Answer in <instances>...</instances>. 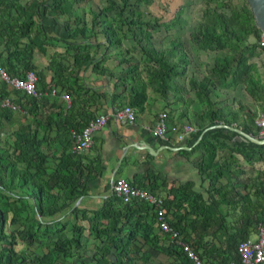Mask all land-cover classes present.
I'll list each match as a JSON object with an SVG mask.
<instances>
[{"label": "trees", "instance_id": "1", "mask_svg": "<svg viewBox=\"0 0 264 264\" xmlns=\"http://www.w3.org/2000/svg\"><path fill=\"white\" fill-rule=\"evenodd\" d=\"M120 1L122 2L121 6L114 0H108V4L98 12L91 10L92 26L95 27L99 24L100 17H108V13L114 11L116 16L122 19L119 26H114L108 22L100 23L106 50L121 45L125 38L124 25L133 29V38L143 54L149 61L156 64L155 70L150 68L148 63L146 64L149 74L146 84L155 92L165 94L168 91V80L182 76L186 72L188 59L186 52L183 51L182 43L175 42L171 38L167 40L172 45V50L167 52L172 55H176V52L181 54L178 61L172 65L163 58L164 54L167 53L166 51H162L157 59H153L148 41L142 32L143 30L154 31L158 27L160 28L161 24L144 21L139 8L140 3L148 4L150 0H134L133 3L130 2L131 0ZM203 1L206 6L203 10L204 20L196 25L194 31L195 37L198 38L202 46L212 51L236 49L245 44L250 36H253L258 42V44H253L250 47L249 53L241 50L235 57L225 55L218 58L211 69L212 75L219 82L227 80V83H223L222 86L233 85V80L239 76L250 97L257 101H263L264 105V78L262 79L257 73L253 77L249 73V65L247 64L249 59L258 55L256 51L259 49L258 45L262 36L261 31L256 26L247 0H242L240 6L234 5L235 0ZM86 2L87 0H33L23 4L21 0H0V45H3L6 53L5 64L7 68L1 62V53L0 67L6 70L5 72L9 77H22L27 70L35 72L36 67L31 61L34 46L42 47L45 41L49 40L47 36L44 39L40 38L44 30L41 23L44 16L67 17L64 25L69 37L74 39L84 35L85 30L80 26V19L75 17V14L76 10L84 6ZM225 10H229L230 13L228 14ZM180 13L171 22V25L180 21ZM24 38H28L29 43H22ZM54 40L63 42V40L56 38ZM69 45H73L74 50L72 68L58 62L55 57L52 58L49 67L52 68L54 76L50 84L45 83L42 74L35 72L38 77L40 92L50 95L52 88L60 89L58 95L65 92L69 99L66 114L59 116V122L65 128L68 142L64 152L61 153L57 166L55 168L46 166L47 156L42 152L44 142L40 139L39 132L35 130L32 132L25 128L19 129L15 132L12 148L9 151L0 148V242H2L0 264H27L24 254L16 252L14 248L16 245L15 234L22 240L44 236L53 242L58 253L67 251L66 248L70 249L72 241L63 239L67 226L62 225L60 221L44 224L35 221V219L29 220V215L26 216V220L21 219V215L28 214V206L25 200L26 198L35 200L36 211L39 216L55 215L64 211L69 202L78 197L87 196L89 191L87 181L95 180L98 172V166L94 163L83 164L79 155L72 157L67 153L69 145L75 141L73 133L80 134L89 121L95 118L92 112L85 109L87 100L82 93L83 89L78 86L77 80L78 71L84 63L90 60V55L88 52L82 51L83 46L81 44ZM107 59L108 56L102 54L100 60L95 63L94 69L98 66L102 67ZM120 63L128 64L121 76L118 77L120 79H126L128 73L136 70V66L129 65L126 60H121ZM180 64H182V68L175 71V68ZM106 72L107 70L103 67L99 70V73L102 74H106ZM230 76L231 79H229ZM139 85L140 82L137 81L135 83L136 89H139ZM213 85L212 82L209 86ZM190 86L195 90V95L205 102L206 110L199 118V128L183 144L193 147V149L190 151L180 150L177 155L187 158L198 155L197 159H193L192 165L197 169L201 178L204 176L209 180L206 188L207 199L200 192L195 191L194 183L189 181L168 190L167 197L164 199V207L167 214H171L175 219V222H170L171 226L184 237L185 242L195 249L205 264H241L238 254L239 243L247 241L253 234L254 228H258L261 223H264V180L255 178L248 186L239 182H232L233 173L230 165L223 161L222 163L217 162L216 144L220 140L232 142L231 150L240 154L248 163L264 161V145L249 142L227 127H210L217 125L236 126L249 135L257 137L260 130L256 126L255 120L258 115L254 118L249 110L242 106L238 109H231L226 106L216 108L210 98L209 86L206 83L191 80ZM23 98L27 103L26 105L30 106L32 115L38 116L37 111L45 98L43 96L40 99L31 96H23ZM129 103L131 106L143 108L142 101L136 98H133ZM205 129L207 130L201 141L196 144ZM219 178H225L226 183L218 184ZM146 181H148L147 185L145 184ZM165 182L161 174H155L148 170L144 176L135 175L134 181L131 183L138 184L141 188L154 193L157 189L165 186L163 185ZM56 188L57 194L50 192L51 190L55 191ZM240 189L254 190V201L251 200L249 194H244ZM104 202L102 208L92 212L93 217L91 219L87 216L86 211H82L84 219L96 223L90 231L102 242V246L98 248L94 256L95 264H133L135 254L137 255L142 251V248L137 244L138 238L143 239L144 244L148 247L173 258L176 262L193 264L178 247L174 244L168 245L164 237L155 232L154 222L148 219V208L144 203L133 201L123 205L121 199L114 193L107 197ZM14 204L16 205L13 206ZM222 205L237 209V223L232 233L220 210ZM9 208L16 210V218L11 219L12 223H26L22 230L11 234L5 232ZM79 211L78 208H74L71 212L78 213ZM180 211L184 213L180 215ZM191 216L194 218L189 219ZM103 219L109 220V224L104 230L99 228ZM194 223L197 224L194 225ZM52 225H55V228L50 230ZM76 229L78 239L73 246H80V238L84 228L79 226ZM225 236L229 237L231 247L222 248L216 244V240L222 243ZM205 237H209L210 240L205 241ZM61 242L66 248H63ZM110 254L115 257L113 260L107 258Z\"/></svg>", "mask_w": 264, "mask_h": 264}, {"label": "crops", "instance_id": "2", "mask_svg": "<svg viewBox=\"0 0 264 264\" xmlns=\"http://www.w3.org/2000/svg\"><path fill=\"white\" fill-rule=\"evenodd\" d=\"M65 21V17L48 16H44L41 20L44 30L43 33L41 32L40 38L44 39V37L47 36L49 40H46L42 47L34 46L31 61L36 67L35 72L44 76L46 84H50L54 76L52 68L49 67V62L52 58L55 57L58 62H61L69 68L73 67V56L72 59L69 56V53H71L73 49L69 48V44L71 43L68 44L66 42L55 41L54 38L63 40L67 36L68 41L76 42L80 45L76 41L77 37H75V39L69 37L65 30ZM31 36L33 37V34ZM21 42L29 43V39L24 38ZM103 43H105V38ZM0 53L2 54L1 62L4 67L7 68L5 64L6 53L4 52L3 45H0ZM99 60L100 59L95 60V62H92V60L87 61L77 73L78 86L83 89L82 93L87 100L85 109L92 112L94 117L98 114L107 112L112 107L119 106L123 96L126 95L124 92L121 93L114 90L115 80L111 79L112 77L109 76L108 72L112 70V68L106 64L110 60L109 58L103 63V68L107 70L106 74L99 72L95 73L92 68ZM38 89L40 88L38 87ZM59 90L60 89H57L55 94L44 95L45 100L41 103L37 111L39 113L38 116L34 117L32 115L30 106L26 105L27 103L25 99H23V102L21 101L22 103L17 104V106L14 103L12 104L15 106H13L15 109H18V113L23 116L24 121H16L19 114H14L13 117L10 118V121L14 120L12 123L14 127L13 133L10 139H8L12 142L10 145L14 143L15 132L21 129L20 126L32 132L34 130L38 131L40 139L44 142L42 145V152L47 156L46 166L49 168H55L57 166L60 161L61 153L64 152L68 142L65 128L62 127V123L59 122V116L60 114H66L69 106V99L68 97L67 99L63 97L66 95L65 92L58 95ZM0 94H9L10 96L19 95L23 97L19 92L11 91L5 82L2 81H0ZM143 106L142 109L133 106L137 110V120L135 123L125 125L110 121L95 135L92 147L84 153L79 154L83 164L88 165L94 163L98 166L95 180L87 181V186L89 188L87 196L78 197L69 202L67 208L60 213L44 217L38 215L35 200L33 198H26L25 201L28 206V214L24 213L21 215L22 220H26V216L29 215V220L35 219V221L44 224H53L60 221L62 225L67 226L63 239L72 241V247L70 249L66 248L61 242V245L63 248H66L67 251L58 253L53 242L47 240L44 236H39L37 238L32 237L31 239L25 238L22 240L15 234L16 245L14 248L16 252L24 254L27 259V264H95L94 256L98 248L102 246V242L91 234L90 231L96 223H91L88 219H84L82 217V211H86L87 216L91 219L93 217L92 212L104 206L105 199L111 195V182L114 178L121 177L132 182L134 181L135 175L144 176L146 171L151 170L155 174H161L164 177L166 182L163 185L165 186L161 188L167 187L170 189L178 184H184L189 181L194 183V189L200 187V184H202L201 177L198 175L197 169L192 165L193 159L190 158L191 156L187 158L177 155L178 152L166 149L161 150L162 146L166 144L156 141L152 138L151 134H149L148 129L153 126L159 112H156L153 107L151 108L147 102L143 104ZM76 119H78V116H76ZM2 122L1 120V123ZM183 124L188 123L175 125L172 118L169 120L170 128H178ZM2 133L3 132H0V136ZM0 141H3V139L0 138ZM138 142H144V145L146 144L151 147L157 154H150L148 150L144 149V145L140 148L132 146V144H138ZM225 142H227V144H233L229 141ZM74 143L75 141L69 145L67 150V153L70 155ZM239 158L243 160L240 154ZM44 178L47 179L45 176ZM147 183L148 181H146L145 184L147 185ZM161 188L154 191V194L159 196L164 194L165 189ZM50 192L57 194L58 190L56 188L55 191L51 190ZM15 205L16 204L13 206ZM74 208H78L80 211L78 213H72L71 211ZM15 212L16 210L8 209V218L5 223V232L7 234L16 233V231L22 230L26 225V223L23 222V224L11 222L12 218H16ZM179 213L181 215L184 212L180 211ZM168 215L169 221L172 223L175 222L173 216L171 214ZM192 218L194 217L191 216L189 219ZM101 223L102 225H100L99 228L104 230L107 228L109 220L103 219ZM196 224L197 223H194V225ZM79 226L84 228V232L80 238L81 247L77 245L73 246L78 239L76 228ZM53 228H55V225H52L49 229L52 230ZM155 232L158 233L156 230ZM250 238H252V235ZM1 243L2 242H0V250L2 248ZM85 243H87V246ZM67 244L69 243L67 242ZM137 244L142 248V251L137 255L135 254V258L140 255L145 257L144 260L149 258L148 261L152 260L153 257L173 259L148 247L141 238L137 239ZM107 258L113 260L115 257L110 254Z\"/></svg>", "mask_w": 264, "mask_h": 264}, {"label": "rangeland", "instance_id": "3", "mask_svg": "<svg viewBox=\"0 0 264 264\" xmlns=\"http://www.w3.org/2000/svg\"><path fill=\"white\" fill-rule=\"evenodd\" d=\"M27 1L33 0H21L24 4ZM40 1V0H35ZM119 6L122 5L120 0H114ZM130 2H134L131 0ZM108 4V0H87L84 6H81L76 10L75 17L80 19V26L85 30V34L77 37V42L83 46V52H88L90 55V60L95 62L101 58L102 54H105L110 59L106 64L112 70L108 71L109 76L112 80H115L114 90L117 92H124L126 95L120 101V105H131L129 102L136 98L142 101V104L150 105L154 108L156 112L169 110L170 120L174 121L175 125L180 123H188L193 126L196 130L199 128V118L201 114L206 110L205 102L195 95V90L190 86V81L194 80L196 82H204L208 86L210 83H214L213 86H209L210 98L212 99L215 107L226 106L231 109H238L243 107L248 109L249 112L254 116V118L262 113L264 105L263 101H257L250 97L246 92L245 85L243 84L241 78L237 76L233 80V85L222 86L226 81H217L211 73V69L215 64L216 60L225 55L235 57L244 50L246 53L250 52V47L254 44H258L257 40L250 36L245 44L240 45L239 48H230L222 51H212L202 46L197 37H195V27L198 23L204 20L203 10L206 7L203 0H150L148 4H139V8L142 12V19L144 21H151L152 23L158 22L161 27L154 31L143 30V35L148 41L150 54L153 59H157L158 55L162 51L172 50V45L167 41L169 38L173 39L175 42L182 43L183 51L186 52L188 63L186 65V72L182 76L173 77L168 80V91L165 94H160L155 92L147 83L148 71L146 69V64L149 67L156 69V64L143 54L141 48L133 38V29L128 28L127 25L123 26V31L125 33V38L122 40L121 45L114 46L108 51L106 50L104 41V36L101 33V24L108 22L114 26H119L122 23V19L116 16L114 11L108 13V17H100L99 24L95 27L92 26V13L91 10L98 12L101 8ZM242 0H235L234 5L240 6ZM228 14L229 10H225ZM180 13V21L175 25H171V22ZM128 15V13H127ZM67 18V17H65ZM71 22V21H69ZM135 27V26H134ZM71 44H77L76 42L66 41ZM75 39V38H74ZM73 45H69L72 48ZM259 46L257 49L256 57L248 60L249 73L255 77V74H259L263 79L264 76V49ZM182 51V52H183ZM74 50H71L69 56L72 59ZM183 52V53H185ZM176 55H172L169 52L165 53L163 58L170 65L178 61L179 52ZM121 60L128 61L129 65L136 66V70L128 73L126 79H120L121 73L127 68L126 63H120ZM70 61V60H69ZM103 67V65H102ZM92 68L95 73L99 72L102 68ZM182 68V64L175 68V71H179ZM233 75V72L231 71ZM231 79V76L229 77ZM139 81V89H136L135 83ZM121 95V94H120ZM11 97V98H10ZM1 99H10L11 105L14 103L16 106L23 102V97L19 95H3L0 94ZM22 101V102H21ZM14 106V105H13ZM15 107V106H14ZM144 107V106H143ZM138 108V107H137ZM139 109V108H138ZM18 109L2 106L0 104V119L3 121L0 125V132H3L0 136L3 141H0V148L11 149L12 142L10 139L13 133V121L10 118L14 114H19ZM17 120L24 121L23 116L19 114ZM174 125V126H175ZM21 128L23 126H20ZM7 131V132H6ZM10 145V146H9ZM233 145V144H232ZM231 144H227L225 140H220L216 144L217 150V162L230 165V169L233 173L231 177L232 182H239L244 186L250 185V183L255 178H260L264 180V161L256 163H248L246 160L239 158L238 153H234L231 149L233 147ZM198 155H193L190 158L197 159ZM248 175V176H246ZM202 184L200 187H196L194 190L200 192L205 199H207L206 188L208 186L209 180L203 176L201 178ZM225 178H219L218 184H224ZM226 183V182H225ZM165 189L164 194L161 196L165 199L168 194L169 188ZM244 194H249L251 200L254 201V190L240 189ZM222 214L224 215L226 222L229 226V230L232 233L236 225L238 212L237 209H233L230 206L222 205L220 207ZM264 222V219H263ZM257 227L254 228L252 239H255L254 233H256ZM205 241L210 240L209 237H205ZM218 246L231 247V241L228 236L223 237V242L215 241ZM87 246V243H85ZM145 257L138 256L134 260V264H181L176 262L174 259H161L159 257H153L152 260H144ZM207 261V260H206Z\"/></svg>", "mask_w": 264, "mask_h": 264}, {"label": "built area", "instance_id": "4", "mask_svg": "<svg viewBox=\"0 0 264 264\" xmlns=\"http://www.w3.org/2000/svg\"><path fill=\"white\" fill-rule=\"evenodd\" d=\"M259 45L264 49L263 34ZM0 81L5 82L11 91L19 92L23 96L40 99L45 95L39 91L38 77L32 70L25 71L22 77H9L5 70L0 67ZM55 93L56 89L52 88L51 94ZM63 97L67 99L66 95ZM0 104L14 108L9 99L0 98ZM169 119V110L158 113L153 126L148 129L153 139L166 145L178 147L185 144L191 138V135L196 132V129L190 124H183L178 128H170ZM136 120L137 110L131 105L115 106L105 113L98 114L89 121L80 134H73L75 143L70 152L71 155L75 157L89 150L94 143L95 135L110 121L129 125L135 123ZM255 124L260 130L257 137L264 139V111L256 118ZM110 189L111 194L114 193L118 196L123 205L133 201L144 203L148 208V219L154 222V229L164 237L165 242L168 245L174 244L178 247L193 264H205L195 249L185 242L184 237L171 226L169 215L164 207V198L121 177L113 179ZM254 236L255 239L249 238L238 245L241 264H264V223L258 226Z\"/></svg>", "mask_w": 264, "mask_h": 264}, {"label": "water", "instance_id": "5", "mask_svg": "<svg viewBox=\"0 0 264 264\" xmlns=\"http://www.w3.org/2000/svg\"><path fill=\"white\" fill-rule=\"evenodd\" d=\"M248 5L250 6L254 19H255V23L256 26L259 28V30L261 31V33L264 35V0H247ZM227 127L235 132H237L238 134H240L244 139H246L249 142H252L254 144L257 145H264V139L258 138V137H253L251 135H249L248 133H246L245 131H243L241 128H238L236 126H227V125H217V126H212L210 128H214V127ZM207 129H205L202 134L200 135L199 139L197 140L196 144H198L202 137L203 134L206 132ZM195 144V145H196ZM142 145H144V142H138V144H132V146L135 147H142ZM144 149L148 150L150 154L152 155H156L157 153L148 145H144ZM169 150V151H173V152H179L180 150H186V151H190L193 149V147H189V146H170V145H163L161 150Z\"/></svg>", "mask_w": 264, "mask_h": 264}]
</instances>
